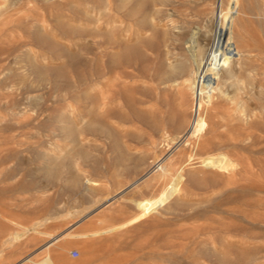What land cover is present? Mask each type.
Here are the masks:
<instances>
[{
	"label": "rangeland",
	"instance_id": "1",
	"mask_svg": "<svg viewBox=\"0 0 264 264\" xmlns=\"http://www.w3.org/2000/svg\"><path fill=\"white\" fill-rule=\"evenodd\" d=\"M38 263L264 264V0H0V264Z\"/></svg>",
	"mask_w": 264,
	"mask_h": 264
},
{
	"label": "bare ground",
	"instance_id": "2",
	"mask_svg": "<svg viewBox=\"0 0 264 264\" xmlns=\"http://www.w3.org/2000/svg\"><path fill=\"white\" fill-rule=\"evenodd\" d=\"M221 1V0H220ZM215 35V34H214ZM190 41V40H189ZM227 42V41H226ZM225 44V43H224ZM227 47V46H226ZM190 52H191V58L195 59L196 55H197V52L199 54L202 53V51L197 48V44L195 43V40L192 38L191 40V44L188 46ZM234 49V48H233ZM203 50V49H202ZM225 50V49H224ZM231 52V51H230ZM233 52V51H232ZM229 53V52H228ZM229 55V54H228ZM199 56V55H198ZM230 56H231V53H230ZM117 58V57H115ZM205 60V59H204ZM195 64V63H194ZM176 65V64H175ZM205 66H206V61H203V59H200L196 62V68L195 70L193 71V76L191 74V78H186V81H189L190 82V88L192 89V93H193V102H189L190 99L188 98V92L185 89H183V96H184V100H181V101H185L187 104L191 105L192 107V116H191V119L189 120L188 122V127H187V133L189 134L188 136H198L200 134H202V132L204 131L206 125H207V120H206V117L204 116V114L202 113V107H203V97H202V91L204 89V79L206 78V72H205ZM230 66V65H229ZM37 67V66H36ZM172 68V67H171ZM186 69V68H185ZM190 69V67H189ZM224 69V68H223ZM191 70V69H190ZM177 73V72H175ZM190 73V72H189ZM44 74V73H43ZM227 75H230V71L228 70V72L226 73ZM162 77V76H161ZM164 77V76H163ZM209 77V76H208ZM179 78V77H178ZM210 78V77H209ZM166 79V78H164ZM234 79V78H233ZM232 79V80H233ZM174 80H177V79H173ZM178 81V80H177ZM207 89V88H206ZM217 92V91H216ZM179 94V93H178ZM179 96V95H178ZM182 96V95H181ZM178 100V99H177ZM180 103V102H179ZM178 103V104H179ZM184 103V102H183ZM185 103V104H186ZM191 103V104H190ZM188 105V106H189ZM180 106V105H179ZM178 106V107H179ZM187 106V108H188ZM184 107V106H183ZM190 107V106H189ZM190 107V108H191ZM186 108V107H185ZM177 109V108H176ZM177 110H180V109H177ZM184 110V109H183ZM186 111V110H185ZM180 112V111H179ZM188 112V111H187ZM185 113V112H183ZM176 114V112H175ZM180 114H182V109H181V112ZM185 115V114H184ZM186 116V115H185ZM184 116V117H185ZM174 117V116H172ZM181 117V116H180ZM103 118V117H102ZM167 118V117H165ZM164 118V119H165ZM183 116L180 118L181 121H183ZM236 118V117H235ZM180 119H177V120H180ZM152 120L153 122V118L150 119ZM162 120V119H161ZM175 120V119H174ZM185 120V119H184ZM181 121L180 124H181ZM155 122V121H154ZM161 122V121H160ZM166 122V121H165ZM178 122V124H179ZM157 123V121H156ZM154 123V124H156ZM159 123V122H158ZM164 123V122H163ZM172 123V122H171ZM176 123V122H175ZM184 124V123H183ZM151 126V125H149ZM158 127H161L159 125H157ZM89 128V126H88ZM163 128V126H162ZM162 128H161V131H162ZM160 129V128H159ZM166 129V127H165ZM89 130V129H88ZM154 130V129H153ZM92 131V130H91ZM165 131V130H164ZM164 134V133H163ZM182 137V136H181ZM180 137V138H181ZM186 138V137H185ZM198 138V137H197ZM167 140V139H166ZM183 141V139H182ZM78 142V141H77ZM180 139H173V143L175 144L176 148L180 145ZM203 143V142H202ZM205 145V144H204ZM203 146V144L201 145ZM207 147V146H206ZM203 147H201L202 149ZM207 150V149H206ZM80 152V151H79ZM86 152V151H85ZM171 152L165 154V155H162V156H158L156 157L155 159V162H154V165H155V168L153 169H147L148 171L142 175L141 177L138 178V183L141 182V181H144L145 179H147L150 175H152V173L154 172V170L156 172H158V175H162V173H165L167 172L172 163H173V159L174 157H172ZM209 155V154H208ZM207 155V156H208ZM228 155V154H227ZM226 154L224 155H221L219 158H216V157H205L202 159V164L204 166H209V167H212V169L214 167H217L220 168V169H228L229 167L233 166L234 162L233 160L231 159V157H229V155L227 156ZM121 158V157H120ZM201 160V158H200ZM236 163V162H235ZM153 166V165H152ZM238 166V165H237ZM236 167V165H235ZM223 171V170H222ZM232 169H231V173H232ZM59 172V171H58ZM227 173V172H226ZM230 173V172H229ZM179 174V173H178ZM234 174V173H233ZM182 175H179L178 177L174 178L173 180H171L170 182H168L166 184V186L162 189V192L161 194L156 198L155 202L151 203V204H146V206H144L145 210L143 211V213L141 212L140 215L138 216V214L136 215L137 217H134V218H138L143 214L145 213H149V212H152L154 211L155 209H157L159 206H163L166 201H168L172 196H174L180 189V186L182 184ZM144 216V215H143ZM133 218V217H132ZM129 221V219H128ZM127 224V223H126ZM125 225V224H124ZM111 229V228H110ZM109 229V230H110ZM108 230V231H109ZM98 233V231H94V234ZM16 237H20L19 234L17 233V235L15 236ZM57 238V237H56ZM12 239L14 240L13 236L8 238L7 242L10 243V244H13L12 243ZM19 239V238H18ZM9 246V245H8ZM42 260V259H41ZM39 264V263H38Z\"/></svg>",
	"mask_w": 264,
	"mask_h": 264
},
{
	"label": "built area",
	"instance_id": "3",
	"mask_svg": "<svg viewBox=\"0 0 264 264\" xmlns=\"http://www.w3.org/2000/svg\"><path fill=\"white\" fill-rule=\"evenodd\" d=\"M79 254H80V251H79L78 249H73V250L71 251V255H72L73 257H77V256H79Z\"/></svg>",
	"mask_w": 264,
	"mask_h": 264
}]
</instances>
